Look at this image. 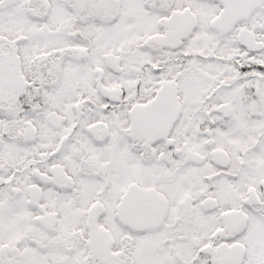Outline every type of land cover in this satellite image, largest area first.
I'll list each match as a JSON object with an SVG mask.
<instances>
[{"label":"snow or ice","instance_id":"obj_1","mask_svg":"<svg viewBox=\"0 0 264 264\" xmlns=\"http://www.w3.org/2000/svg\"><path fill=\"white\" fill-rule=\"evenodd\" d=\"M0 264H264V0H0Z\"/></svg>","mask_w":264,"mask_h":264}]
</instances>
